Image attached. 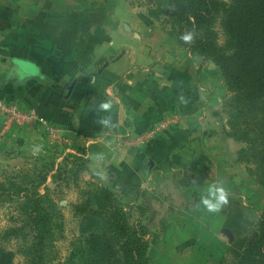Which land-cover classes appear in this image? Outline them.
<instances>
[{
  "label": "crops",
  "instance_id": "obj_1",
  "mask_svg": "<svg viewBox=\"0 0 264 264\" xmlns=\"http://www.w3.org/2000/svg\"><path fill=\"white\" fill-rule=\"evenodd\" d=\"M137 15L125 0H0V145L14 141L16 150L37 155L48 133L60 147L74 145L84 173L112 191L162 181L176 171L173 155L186 159L193 181L205 162L207 178L216 180L218 139L236 143L220 114L218 71L154 32L157 19ZM102 103L111 107L103 111ZM17 106L62 126L35 115L28 125H11L4 110ZM236 160L222 163L228 186L241 181L228 171L242 166ZM246 196L229 193L233 211L242 214Z\"/></svg>",
  "mask_w": 264,
  "mask_h": 264
},
{
  "label": "rangeland",
  "instance_id": "obj_2",
  "mask_svg": "<svg viewBox=\"0 0 264 264\" xmlns=\"http://www.w3.org/2000/svg\"><path fill=\"white\" fill-rule=\"evenodd\" d=\"M154 1L125 0L133 13L137 12L140 20L152 17L149 14L147 16V12L153 9ZM170 26L168 18L162 16L160 20L153 22L152 28L153 31L157 29L159 33L172 39L169 35ZM183 49L193 55L188 49ZM193 56L198 57L195 54ZM209 62L216 67L219 74L218 89L222 100L220 114L227 123V115L223 110L227 91L219 69L214 63ZM17 108L20 109L19 106ZM9 122H12L11 125L22 127L31 121L9 119ZM226 129L228 133L227 125ZM44 131L46 136V129ZM47 136L45 151L37 155L31 153L26 155L16 150L14 141L7 142V146L1 144L0 181L9 179L26 190L27 194L38 193L51 199L61 216L62 223L61 233L53 242V263L65 264L73 245L81 239L79 233L81 221L96 208L94 197L97 195V189H104L105 186L99 185L98 178L93 176L89 178L88 174L84 173L86 171L78 172L80 160H85L76 153L74 145L67 142V145L60 147V141L48 133ZM221 138L220 136L217 142L221 148L218 171H212L218 178L212 183L221 182L232 195H238L239 192L247 195L246 200L242 201V207L239 208L242 214L237 208L233 211L231 203H228L230 206L227 204L221 209L226 213H222L221 210L215 214L205 212L199 201L202 195L210 198L206 191L212 184L206 176L209 165L203 163L204 167L199 171L200 180L193 181L190 178L192 172L187 167L183 168L186 159L178 155L172 156V161L177 165L174 174L164 176L165 179L155 185L140 189L117 188L113 191L105 188L112 192L114 199L127 215L126 226L136 230L147 244L146 256L139 257L138 264H237L238 253L264 231L258 225L264 213V187L256 178L255 167L252 162L238 161V152L245 147L244 144L235 140L236 143H232L231 140L226 143V139ZM68 149L74 150L73 154L69 152L64 154ZM231 149H234L235 156ZM234 157L242 166L228 171L234 172V180L241 181L235 186L230 184L228 186L226 170L222 169L224 166L222 163L228 161V164L236 166L238 164L234 163ZM206 169L208 171L205 173ZM237 205L239 206V203ZM18 213L15 203H0V230L11 227ZM226 214H229V220L225 217ZM235 215L236 218H233ZM240 215L245 218L244 226L241 227L236 224ZM205 247L211 250L204 249ZM8 249L15 252L14 264H24L23 257L16 253L14 242L8 245Z\"/></svg>",
  "mask_w": 264,
  "mask_h": 264
},
{
  "label": "trees",
  "instance_id": "obj_3",
  "mask_svg": "<svg viewBox=\"0 0 264 264\" xmlns=\"http://www.w3.org/2000/svg\"><path fill=\"white\" fill-rule=\"evenodd\" d=\"M149 15L167 17L169 35L178 46L217 66L227 91L228 136L244 144L238 161L252 162L264 187V0H155ZM188 33L190 43L182 40ZM34 111L44 122L62 126ZM80 163L78 172L87 171L86 162ZM107 190L97 189L96 208L81 221V239L65 264H138L139 257L145 258L143 236L126 226L127 215ZM0 203H15L19 211L14 224L0 230V264H14L11 242L24 264H54L53 242L62 223L51 199L27 194L6 179L0 181ZM258 225L264 229V213ZM237 257V264H264V231Z\"/></svg>",
  "mask_w": 264,
  "mask_h": 264
},
{
  "label": "clouds",
  "instance_id": "obj_4",
  "mask_svg": "<svg viewBox=\"0 0 264 264\" xmlns=\"http://www.w3.org/2000/svg\"><path fill=\"white\" fill-rule=\"evenodd\" d=\"M182 40L190 43L193 40V35L191 33L183 35ZM110 107L111 105L108 103L100 105V109L103 111H107ZM102 123H107V121H103ZM206 191L209 193L210 198H205L202 195L199 201V205L202 206L205 212L215 214L229 203V193L221 182L212 183L207 187Z\"/></svg>",
  "mask_w": 264,
  "mask_h": 264
},
{
  "label": "built area",
  "instance_id": "obj_5",
  "mask_svg": "<svg viewBox=\"0 0 264 264\" xmlns=\"http://www.w3.org/2000/svg\"><path fill=\"white\" fill-rule=\"evenodd\" d=\"M4 112L6 115V119L8 121H9V119L33 121L35 119L34 115L37 117L36 113H34V112H31L30 114L23 113L17 107H10L7 110H4ZM39 120H41V119H39ZM55 133H56L55 130H50V134H55Z\"/></svg>",
  "mask_w": 264,
  "mask_h": 264
},
{
  "label": "water",
  "instance_id": "obj_6",
  "mask_svg": "<svg viewBox=\"0 0 264 264\" xmlns=\"http://www.w3.org/2000/svg\"><path fill=\"white\" fill-rule=\"evenodd\" d=\"M146 167H147V170H150L153 167V162L151 160H148L146 162Z\"/></svg>",
  "mask_w": 264,
  "mask_h": 264
}]
</instances>
